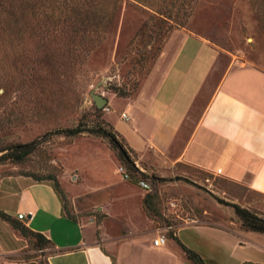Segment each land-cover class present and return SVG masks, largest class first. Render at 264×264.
Returning a JSON list of instances; mask_svg holds the SVG:
<instances>
[{"label":"rangeland","instance_id":"obj_1","mask_svg":"<svg viewBox=\"0 0 264 264\" xmlns=\"http://www.w3.org/2000/svg\"><path fill=\"white\" fill-rule=\"evenodd\" d=\"M38 3L20 8L0 2V151L7 149L0 156L20 145L37 144L23 161L0 164V206L9 215L17 213L15 193L24 187L9 178H55L67 211L90 225L91 242L107 248L118 264H180L181 254L165 251L172 249L171 242L163 248L143 245L160 232L171 238L190 225L244 230L234 210L217 198L264 217L263 197L196 168H178L185 178L145 175L152 186L147 193L118 172L121 165L131 170L109 138L90 132L66 137L62 132L78 126L104 129L116 133L129 152L118 131L129 129L131 122L122 116L131 117L129 102L152 91L186 35L204 39L219 52L214 83L233 62L264 71V0ZM93 92L108 100L110 111L96 107ZM53 187L43 183L31 192L55 209ZM41 222L56 223L60 230V222ZM178 234L203 245L201 232L194 228ZM37 241L30 238V252L21 259L44 264L52 245L41 248ZM203 249L208 252L207 246ZM210 259L207 264H213Z\"/></svg>","mask_w":264,"mask_h":264},{"label":"crops","instance_id":"obj_2","mask_svg":"<svg viewBox=\"0 0 264 264\" xmlns=\"http://www.w3.org/2000/svg\"><path fill=\"white\" fill-rule=\"evenodd\" d=\"M218 58L219 52L204 39L182 37L152 91H143L129 102L132 116L127 114L131 126L118 133L145 175L185 178L186 173L178 168H196L242 185L264 200V71L233 62L214 83L211 78ZM9 179H16L24 186L15 193L19 206L13 216L2 206L0 213L52 242L44 264H113L112 259L118 264V257H111L107 248L91 242L89 224L67 216L64 198L56 190L54 181H35L29 176ZM43 183L54 186L55 209L48 206L49 200L31 192ZM20 213H32L34 218L29 222L20 221ZM41 220L60 222V230H56V223L45 226ZM0 221L3 230L0 264H40L38 260L20 258L30 252L29 242L10 223L1 217ZM186 228L201 232L202 246L182 239L178 231ZM173 239L167 241V244L171 242L172 249L165 251L181 254L180 264H191L182 246L198 252L205 260L211 258L213 264H264V234L261 233L238 227L190 225L177 229ZM143 245L163 248L155 247L151 240L143 241Z\"/></svg>","mask_w":264,"mask_h":264},{"label":"trees","instance_id":"obj_3","mask_svg":"<svg viewBox=\"0 0 264 264\" xmlns=\"http://www.w3.org/2000/svg\"><path fill=\"white\" fill-rule=\"evenodd\" d=\"M40 1H43V2L50 1L51 2L54 0H0V2L10 4V5H12V3H14L15 6H18L20 8H28V5L33 6L34 4H40V3H38ZM62 132L66 137H75V136H78L84 132H90V133H98V134L103 135L104 137L109 138L111 143L120 150L122 161L128 166L129 170H131V173L134 176H137L138 169L134 165V160L132 158L133 156L130 157V154H129V152L131 150L128 149L129 152L126 150L124 145L118 140V138H117L118 135L116 133L108 132L104 129L87 130L85 128H82L81 126H78L76 128H71L69 130H64ZM36 147H37V144L30 143V144L20 145L14 149L12 148L10 151H8L7 153H4L0 156V164H2L5 161H9V160L19 163V162L23 161L31 153H33L34 150L36 149ZM5 151H7V149L1 150L0 153H3ZM123 152H125L126 155L128 157H130L132 162L126 160ZM142 176L144 177L145 174H142ZM46 180L54 181L56 190L63 196V192L61 191L60 184L58 183V181L55 178L50 177V178L38 179L37 181H46ZM247 190L250 191L249 189H247ZM250 192H253V191H250ZM253 193H255V192H253ZM148 197H150V196L146 197V200H145L146 203L148 201ZM217 199H218L219 203L230 206L234 210V213H235L236 217L241 221V225H242V228L244 230L264 234V217H261L257 212L251 211L248 208H246L240 204L228 203V202H225L224 200H221L219 198H217ZM65 211H66L67 216H69L72 219H75V217L72 216L67 211L66 206H65ZM0 217L4 221L10 223L15 230L19 231L20 234L25 239H27L28 242H30V238L35 237L38 240L37 242L40 243L39 247H41V248H43L45 244L53 245L52 242L50 240H48L44 235H42L40 233L33 232L25 224L13 220L9 215H7L5 213H0ZM170 237L173 238L174 234H171ZM182 248L185 252L186 258H187L189 263H191V264H207L205 259L203 257H201L199 254H197L196 252L186 248L185 246H182ZM112 261H113V264H116L114 259H112Z\"/></svg>","mask_w":264,"mask_h":264},{"label":"built area","instance_id":"obj_4","mask_svg":"<svg viewBox=\"0 0 264 264\" xmlns=\"http://www.w3.org/2000/svg\"><path fill=\"white\" fill-rule=\"evenodd\" d=\"M103 110L110 111L109 108H108V105L105 106L103 108ZM122 119L125 120V121H128L129 120V116H127V114H123ZM136 168L138 169L137 176H134L123 165H121L118 168V172L128 182H133L137 186H139L140 188H142L145 192L150 193L152 191V186H151L150 182L147 180V178H145V177L142 176V174H144L143 169H141L138 164H137V167ZM218 173H221V171L219 170ZM33 218H34V215L32 213H28V214L20 213V214H18V220H20V221L29 222ZM168 239L169 238H168V236H167L166 233H161L160 232V233H158V237L153 240V245L155 247H164V246H166Z\"/></svg>","mask_w":264,"mask_h":264},{"label":"water","instance_id":"obj_5","mask_svg":"<svg viewBox=\"0 0 264 264\" xmlns=\"http://www.w3.org/2000/svg\"><path fill=\"white\" fill-rule=\"evenodd\" d=\"M91 96H92V98H93V100H94V102L96 104V107L98 109H100V110H102L108 104V100L105 97H103L101 95H98L95 92H93L91 94ZM123 154H124L126 160L132 162V160L130 159V157H128L125 152H123ZM134 165H135V163H134Z\"/></svg>","mask_w":264,"mask_h":264}]
</instances>
